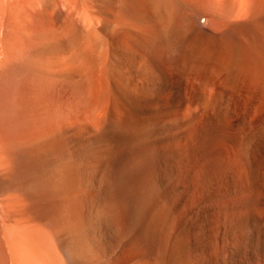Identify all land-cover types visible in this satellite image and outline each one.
Wrapping results in <instances>:
<instances>
[{"label": "bare ground", "instance_id": "1", "mask_svg": "<svg viewBox=\"0 0 264 264\" xmlns=\"http://www.w3.org/2000/svg\"><path fill=\"white\" fill-rule=\"evenodd\" d=\"M0 264H264V0H0Z\"/></svg>", "mask_w": 264, "mask_h": 264}]
</instances>
